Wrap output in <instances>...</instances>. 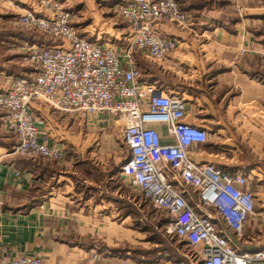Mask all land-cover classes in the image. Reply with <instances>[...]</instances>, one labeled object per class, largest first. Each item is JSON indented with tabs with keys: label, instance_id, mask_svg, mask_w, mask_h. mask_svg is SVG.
Here are the masks:
<instances>
[{
	"label": "built area",
	"instance_id": "2783aa9c",
	"mask_svg": "<svg viewBox=\"0 0 264 264\" xmlns=\"http://www.w3.org/2000/svg\"><path fill=\"white\" fill-rule=\"evenodd\" d=\"M40 6L42 15L25 12L19 24L46 36L50 44L32 46L25 60L33 73L10 76L0 93V122L15 137L13 154L48 162L64 156L63 149L40 134L42 120L34 116L33 105H45L72 120L105 114L121 124L129 152L120 175L129 178L155 209L166 212L169 221L163 226L191 249L197 258L192 264H264V246L239 250L213 218L198 212L215 208L242 237L246 223L256 216L250 178L191 160L189 149L206 143L208 131L185 123L184 99L144 80L133 62V52L152 62L163 61L178 41L159 32L158 26L191 31L192 15L176 0H122L119 14L128 31L122 56L111 46L82 38L72 26L73 15L57 1ZM153 125H164L174 144H163ZM186 187L196 193L195 206L183 195ZM0 264H42V258L36 253H7Z\"/></svg>",
	"mask_w": 264,
	"mask_h": 264
},
{
	"label": "crops",
	"instance_id": "0c3cea01",
	"mask_svg": "<svg viewBox=\"0 0 264 264\" xmlns=\"http://www.w3.org/2000/svg\"><path fill=\"white\" fill-rule=\"evenodd\" d=\"M176 1L192 15L193 29L158 26L159 32L177 39V48L163 61L155 62L152 70L136 66L144 74L159 78L153 81L165 91L184 99L185 123L208 131L206 143L189 149L191 160L250 178L256 216L246 223L242 237L229 228L215 208L198 212L213 218L231 237L233 246L254 250L264 246V0ZM100 2L120 15L122 0ZM101 33L98 29L97 34ZM39 42L50 44L47 40ZM115 49L123 52L124 47L117 43ZM21 68L18 64L12 71L0 67L1 91L6 89L1 87V77L9 80L13 75L33 73ZM46 108L32 107L34 116L42 120L40 134H61L67 125L75 124ZM152 127L163 144H174L164 125ZM54 145L64 151L58 162L18 157L13 154L15 141L0 126V262L7 253L12 257L36 253L42 264H170V260H162L164 253L123 257L118 252L101 253L83 242L85 235L91 234L92 198L71 180L77 164L73 151L80 147L73 144L66 150L61 142ZM183 195L191 206L196 205L192 188L186 187ZM185 259L192 264L188 255Z\"/></svg>",
	"mask_w": 264,
	"mask_h": 264
},
{
	"label": "rangeland",
	"instance_id": "374dc122",
	"mask_svg": "<svg viewBox=\"0 0 264 264\" xmlns=\"http://www.w3.org/2000/svg\"><path fill=\"white\" fill-rule=\"evenodd\" d=\"M45 1L48 0H0V67L12 71L18 64L21 70L33 72L31 64L25 60L26 56L32 46H40L43 43L39 41H48V38L35 29L22 27L19 19L25 12L42 15L44 8L40 5ZM53 1L73 15L72 26L84 39L106 47L112 45L113 49L117 43L126 46V24L109 4L101 3L100 0ZM98 29H101L100 35L97 34ZM116 33L121 34L116 37ZM124 41L125 44H122ZM116 51L123 56L121 51ZM133 59L135 65L142 68L152 70L156 66L155 62L137 52H133ZM141 71L144 80L159 79L144 74L146 72L143 73V69ZM3 78L1 87L7 88L9 80ZM46 109L50 113L53 111L50 107ZM73 121L75 124L69 123L61 130V134L51 131L43 135L53 145L56 142L63 143L66 150H70L73 144L74 147H80L78 151H73L76 152L74 158L77 164L71 180L75 186L84 189L85 194L90 193L92 198L91 234L85 235L83 242L101 253L118 252L123 257L129 254L146 257L145 253H150L156 245L164 242L170 246V250L161 255L162 260H170V264H176L177 261L188 264L185 259L187 254L193 263L197 258L191 249L173 234H167L164 226H159L158 219H169L166 212L155 209L136 187L130 185V179L120 175V164L129 157L122 140L121 124L105 114H93ZM71 127L73 129L69 131ZM8 135L15 140L12 133ZM83 145L84 150L81 149ZM82 161H85L83 168Z\"/></svg>",
	"mask_w": 264,
	"mask_h": 264
},
{
	"label": "trees",
	"instance_id": "16d2710c",
	"mask_svg": "<svg viewBox=\"0 0 264 264\" xmlns=\"http://www.w3.org/2000/svg\"><path fill=\"white\" fill-rule=\"evenodd\" d=\"M180 6V5H179ZM180 9L182 10V11H184V9H182L181 7H180ZM167 221H169V219L168 220H166V219H164V220H160V219H158V224H159V226L161 227V226H163V224L165 223V222H167ZM182 243V242H181ZM185 244V243H184ZM170 250V246L169 245H166L164 242L162 243V244H160L159 243V245H156V247H154V249L153 250H151V252L150 253H145V256H148V255H156L157 253H165V252H167V251H169Z\"/></svg>",
	"mask_w": 264,
	"mask_h": 264
}]
</instances>
